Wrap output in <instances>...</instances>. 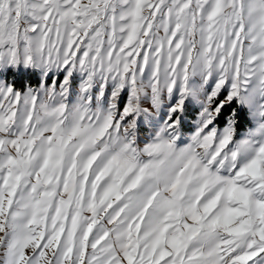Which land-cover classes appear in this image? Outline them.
Returning a JSON list of instances; mask_svg holds the SVG:
<instances>
[{"label":"snow or ice","instance_id":"obj_1","mask_svg":"<svg viewBox=\"0 0 264 264\" xmlns=\"http://www.w3.org/2000/svg\"><path fill=\"white\" fill-rule=\"evenodd\" d=\"M0 264H264V0H0Z\"/></svg>","mask_w":264,"mask_h":264}]
</instances>
